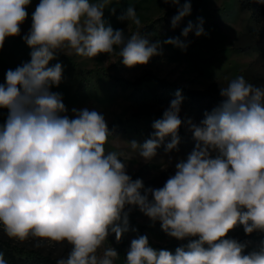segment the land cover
<instances>
[{
    "label": "clouds",
    "instance_id": "9594fccd",
    "mask_svg": "<svg viewBox=\"0 0 264 264\" xmlns=\"http://www.w3.org/2000/svg\"><path fill=\"white\" fill-rule=\"evenodd\" d=\"M164 3L178 8L173 29L191 13L189 0L182 6L180 0ZM30 4L0 0V48L7 37L20 35ZM109 5L110 0H39L32 13L23 36L31 59L9 69L0 84V108L8 109L0 125V227L20 242L34 239L37 248L66 242L70 250L56 264H114L117 251L108 247L100 255L99 249L110 234L119 242L129 231L131 208H125L135 206L169 237L188 243L173 254L154 249L141 235L131 241L125 264H264V241L245 254L246 245L227 238L238 224L245 234L264 232V86L241 75L221 87L222 103L199 125L188 121L197 141L193 151L163 187L146 189L127 174L123 152L106 151L111 133L105 116L85 107L72 108L70 117L61 95L50 90L62 80L60 63L48 67L60 52L116 54L130 68L162 54L161 42L142 34L134 6L119 17L137 26L130 36L106 25ZM202 25V19L195 26L189 21L182 35L194 28L197 37L206 35ZM163 43L187 47L179 38ZM182 100L178 90L153 123L150 139L127 142L139 157L150 161L168 136L166 151L177 148ZM0 264H8L3 253Z\"/></svg>",
    "mask_w": 264,
    "mask_h": 264
},
{
    "label": "rangeland",
    "instance_id": "374dc122",
    "mask_svg": "<svg viewBox=\"0 0 264 264\" xmlns=\"http://www.w3.org/2000/svg\"><path fill=\"white\" fill-rule=\"evenodd\" d=\"M97 2V0H91ZM186 0H180L181 6ZM197 9L183 18L179 26L172 28L171 21L177 14L166 16L174 6L165 4L164 0H110L104 11L106 25L114 30H123L127 36L137 31L131 21H121L119 17L129 6H134L141 21L142 34L147 25L163 18L157 26L155 35L143 34L151 43L161 42V55L153 56L146 65L127 67L122 58L116 54H100L94 58L57 53L48 67L60 63L63 67L62 80L58 86H52V92L59 93L68 109L67 115L72 117V108H88L105 116L107 125L121 120L130 128L127 134L111 136L105 145L106 151L123 152L121 161L126 163L129 176L141 179L144 188H161L166 181L175 175L176 164L186 160L193 151L197 141L190 139L179 143L171 152L161 145L157 154L150 161L139 157L138 152L131 149L127 142L136 141L143 144L155 131L152 127L156 120L162 119L163 112L175 99V88H161V81L175 87L188 90H202L212 83L224 87L238 76L257 86H264V2L262 0H189ZM39 0H31L27 6L28 16L21 25L20 35L7 37L0 48V84H4L6 72L15 70L31 59V48L24 42L32 24V13ZM112 9H115L113 13ZM203 20L206 35L197 37L195 28L187 37L182 30L189 21L198 25ZM176 31L182 35L186 50L163 41L177 38ZM141 83V84H140ZM180 91V90H179ZM183 97L179 118L181 128L190 131L188 121L199 125L202 121L195 117L193 108ZM149 115H157L151 118ZM8 116V109L0 108V125ZM170 136L165 139H169ZM216 153H212L213 158ZM135 179V180H136ZM143 193V190H142ZM151 198V197H150ZM129 212V231L117 242L115 234L108 236L99 249L102 255L105 248L113 247L118 258L114 264H125L131 241L146 235L150 246H158L156 250H168L175 254L178 247L186 245L188 240H177L169 237L161 228L159 221L153 223L138 207L126 206ZM132 229H136L133 231ZM259 236V240L252 237ZM227 238L236 239L246 245L245 254L258 248L264 241V232L254 231L245 234L243 226L237 225L228 233ZM194 239V238H193ZM0 241L9 243L22 251L37 252L56 261L66 257L70 245L66 242L45 243L35 247V240L29 238L23 242L9 238L0 227Z\"/></svg>",
    "mask_w": 264,
    "mask_h": 264
},
{
    "label": "trees",
    "instance_id": "16d2710c",
    "mask_svg": "<svg viewBox=\"0 0 264 264\" xmlns=\"http://www.w3.org/2000/svg\"><path fill=\"white\" fill-rule=\"evenodd\" d=\"M196 9V6H191V11ZM172 14H178V8L176 6L171 8V10L166 13V16ZM163 18L164 17L159 18L150 25H147L143 30V34L155 35V29L162 22ZM175 35L177 38L182 40V35L180 33L176 31ZM159 86L165 90L169 88H175L177 90L185 92V97L189 101L190 106H192L195 117L201 120L205 119V113H210L214 108L219 106L224 99L220 95L219 85L217 83H212L207 88L202 90H188L183 87L177 88L164 80L161 81V85ZM149 116L151 118H157V115ZM107 126L109 132L111 133L109 137L116 136L118 134H127L130 131V128H128L121 120L112 122ZM178 137L179 143L194 139L193 132L185 131L181 127L178 129ZM169 142H171V137L169 139H165L161 143V145L166 146ZM132 179L135 180L136 176H132ZM252 238H254V240L260 239L259 236L255 237V235ZM151 247H153L154 249H159L158 246L151 245ZM0 253H3L4 259L8 262V264H56L55 259L46 257L34 251L28 252L19 250L11 244L2 241H0Z\"/></svg>",
    "mask_w": 264,
    "mask_h": 264
}]
</instances>
